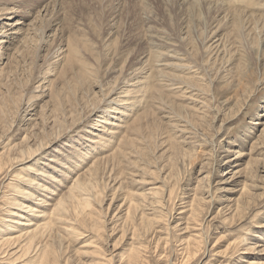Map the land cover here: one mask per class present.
<instances>
[{"label":"rangeland","instance_id":"1","mask_svg":"<svg viewBox=\"0 0 264 264\" xmlns=\"http://www.w3.org/2000/svg\"><path fill=\"white\" fill-rule=\"evenodd\" d=\"M14 1L0 0L23 28L0 54V264H264V0ZM70 41L93 71L77 83ZM173 48L184 67L166 69Z\"/></svg>","mask_w":264,"mask_h":264},{"label":"bare ground","instance_id":"2","mask_svg":"<svg viewBox=\"0 0 264 264\" xmlns=\"http://www.w3.org/2000/svg\"><path fill=\"white\" fill-rule=\"evenodd\" d=\"M18 0H16V1H14V2H17ZM177 1V0H176ZM175 0H174V2H176ZM179 1V0H178ZM187 1V0H186ZM185 1V2H186ZM199 1V0H198ZM197 1V2H198ZM205 1V0H204ZM203 1V2H204ZM208 1V0H207ZM173 2V3H174ZM188 2V1H187ZM189 2H190V5H191V1L189 0ZM192 2H193V0H192ZM197 2H195L196 3V5H199V3H197ZM200 2H202V1H200ZM211 2V1H210ZM246 2V1H245ZM194 3V2H193ZM221 4V3H220ZM176 5H177V3H176ZM182 5H183V3H182ZM187 5H188V3H187ZM15 6L16 5H14L13 7H10V8H1L0 9V51H1V53L0 54H2V51H3V49L5 48V46L8 44V43H10V45H11V43H12V41H13V39L16 37V35H18L19 34V32L20 31H22V26H20L19 24L20 23H22V22H18V21H15V16H14V14H16V13H19L18 12V10L15 8ZM180 6H181V3H180ZM210 6V5H209ZM212 6V5H211ZM34 7V6H33ZM206 7V6H205ZM208 7V6H207ZM227 6H225L224 4H222L221 6H219L218 8H219V12H221L222 13V11H226V9L224 10V8H226ZM250 7V6H249ZM45 8H47V7H45ZM44 8V10L43 11H45L46 9ZM230 7H227V10L229 9ZM209 9V8H208ZM213 9V8H212ZM14 10V11H13ZM218 10V9H217ZM230 11V10H229ZM21 12V11H20ZM47 12V11H46ZM218 12V13H219ZM24 15H22V18L21 19H23V18H25V19H27L28 20V17H29V15H30V13L29 12H27V11H24ZM227 13V12H226ZM32 14V13H31ZM215 14H216V12H215ZM224 14H225V12H224ZM228 14V13H227ZM244 14H247L246 12L244 13ZM6 15H10V17L8 18L9 19V23H7L6 25L4 24V26H3V24L1 25V22H2V17H4V16H6ZM230 15V14H229ZM217 16V15H216ZM249 16V15H248ZM247 16V17H248ZM53 17V16H52ZM51 17V18H52ZM227 17V16H226ZM233 17V16H232ZM240 17H242V15H240ZM244 17V16H243ZM255 17V16H254ZM245 18V17H244ZM4 19H5V17H4ZM53 19V18H52ZM226 19V18H225ZM228 19V18H227ZM231 19V18H230ZM240 19L241 18H234L232 21H233V23H234V25H233V32H235L236 34H234V35H236V37H240L241 36V34H240V32H242V28H243V23H244V20H243V23H241L240 22ZM246 19H248V18H246ZM261 19V18H260ZM149 20V19H148ZM26 21V20H25ZM257 21V20H256ZM259 21V20H258ZM219 22H221L220 20H219ZM24 23V22H23ZM246 23H248V22H245V25L244 26H247L246 25ZM261 23H262V21H261ZM27 24V23H26ZM225 24H227L226 22H225ZM254 24V23H253ZM263 24H264V21H263ZM19 25V26H18ZM51 25V23L48 25V26H50ZM218 25H220V24H218ZM251 25V24H250ZM249 25V26H250ZM254 25H256V24H254ZM9 28H8V27ZM47 26V27H48ZM230 26V25H229ZM50 28V27H49ZM67 28V27H66ZM225 28H229V27H225ZM245 28V27H244ZM244 28H243V30H244ZM263 28H264V26H263ZM262 28V29H263ZM48 29V28H47ZM212 29H215V30H212ZM211 30H210V34L208 35V37H207V41L208 42H212L211 44H209V47L211 48V49H214L215 50V48H217V50L220 48V44L219 43H216V42H219L220 40H221V38H220V32L222 31L221 29H223L221 26H218V28H217V25H215L213 28H212ZM260 29V28H259ZM65 30V29H64ZM245 30H246V28H245ZM232 31V30H231ZM248 31V30H247ZM250 31V30H249ZM262 31V30H261ZM45 32V31H44ZM244 32H246V31H244ZM263 32V34H264V31H262ZM251 33V32H250ZM250 33H248L249 35H250ZM260 33V32H259ZM245 34V33H244ZM248 34H245V35H248ZM56 35V34H55ZM81 35V34H80ZM243 35V34H242ZM42 37V36H41ZM73 38V37H72ZM71 38V39H72ZM75 38V37H74ZM82 38V37H81ZM156 38V37H155ZM155 38H154V40H155ZM242 38V37H241ZM240 38V39H241ZM256 38V37H255ZM77 41H78V38H75ZM86 39V38H85ZM75 40V41H76ZM157 40V39H156ZM243 40V39H242ZM18 41V40H17ZM41 41V40H40ZM68 41V40H67ZM75 41H70L71 43H70V46H69V53H68V55H67V67L69 66V67H72L73 69H76L75 68V66H76V63H78L77 65H78V68H79V70H74L75 72H77V73H75V75L77 74V81H76V83L77 82H80L81 81V79H85L84 77H86L87 75L88 76H90V74L93 72L92 71V69H91V66H90V63H88L87 61H86V59H85V57H83L82 56V54H81V52H80V50H81V48H80V44L78 43V42H75ZM159 41V40H158ZM162 41V40H161ZM255 41V40H254ZM239 42V41H238ZM165 43V42H164ZM223 43V42H222ZM221 43V44H222ZM13 44V43H12ZM165 44H167V43H165ZM206 44V43H205ZM150 45V44H149ZM167 45H171L172 46V44L171 43H169V44H167ZM17 46V45H16ZM16 46H15V48H16ZM167 47V46H166ZM224 47V46H223ZM241 47V46H240ZM222 48V47H221ZM7 49H9V46L8 47H6V49L5 50H7ZM225 49V48H224ZM18 50V49H17ZM62 50V49H61ZM174 50V51H173ZM220 50V49H219ZM228 50V49H227ZM229 51V50H228ZM5 52V51H4ZM154 52H156L157 53V51H154ZM6 53V52H5ZM83 53V52H82ZM213 53V52H212ZM216 53V52H215ZM59 54V53H58ZM158 56H160V57H164V59L166 60V61H168V62H164V63H162V66H164L166 69H171L170 67H173V69L174 68H182V67H184V65H183V63H182V61H184V59L183 58H181V56H180V54L175 50V48H173L172 50L170 49V50H167V51H165V52H158ZM6 55V54H5ZM155 55H157V54H155ZM2 58H0V60H1ZM141 59V58H140ZM142 61V60H141ZM228 61V60H227ZM1 64V63H0ZM48 64V63H47ZM66 64V63H65ZM6 65V64H5ZM216 65V64H215ZM66 66V65H65ZM158 66H160V65H158ZM168 66H169V68H168ZM6 67V66H5ZM4 69V68H3ZM139 69L140 68H136V69H134V71L133 72H130L131 74H134V76L135 75H138L140 72H139ZM160 69V68H159ZM64 70V69H63ZM121 70V69H120ZM162 70V69H161ZM161 70H160V75H162L163 77H167V78H169L170 80L169 81H171V80H173V76L174 75H172V74H170V75H172L171 77H169V76H164L165 74H163L165 71H164V68H163V70H162V72H161ZM143 72V71H142ZM166 73V72H165ZM167 74V73H166ZM228 74V73H227ZM94 76V75H93ZM133 76V77H134ZM142 76V75H141ZM141 76L140 77H138V81L135 83L136 85H139L140 87H139V89L140 90H143V91H145V88H148L149 86V84H148V82L149 81H147L148 79H147V75H146V77H142L141 78ZM92 78V77H91ZM135 78V77H134ZM141 78V79H140ZM185 78V80L187 79L186 77H184ZM194 78V77H193ZM76 79V78H75ZM74 80V79H73ZM103 80V79H102ZM183 80V79H182ZM184 80V81H185ZM188 80V79H187ZM186 80V81H187ZM135 81V80H134ZM183 82L184 84H185V86L186 85H188L189 86V84H188V82ZM173 82V81H172ZM75 83V84H76ZM187 83V84H186ZM80 84V83H79ZM148 84V85H147ZM70 85V84H69ZM192 85V84H191ZM190 85V86H191ZM186 93V92H185ZM189 95V94H188ZM64 96V95H63ZM161 96V95H160ZM183 97V96H182ZM157 98V97H156ZM160 98V97H159ZM162 98V97H161ZM170 99V98H169ZM6 102H7V100H6ZM6 102L4 103V104H6ZM120 105V104H119ZM174 106H176L175 104H173ZM172 105V106H173ZM121 106V105H120ZM120 106H116L115 108H114V110H113V112L115 113V115H113L114 116V118H116V119H118V116L116 115V114H124L125 113V107H120ZM124 106V105H123ZM180 106V105H179ZM1 107H3L2 105H0V108ZM170 107V106H169ZM177 108V107H176ZM181 108V107H180ZM106 112H105V114L104 115H107L108 114V112H109V110L107 109V110H105ZM176 113V112H175ZM172 114V113H171ZM122 119V118H121ZM120 119V120H121ZM60 121V120H59ZM105 120L103 119L102 120V122H104ZM254 123H256V121H254ZM253 123V124H254ZM27 182H30V183H32L33 182V180H29V179H27L26 180ZM76 181H78V180H76ZM90 184V183H89ZM89 184H88V186H89ZM84 185H86L85 183H84ZM77 186V185H76ZM75 186V187H76ZM81 187H83V184H81L80 185ZM73 187H74V185H73ZM74 187V188H75ZM85 187V186H84ZM87 187V186H86ZM89 188V187H88ZM21 193V192H20ZM30 194V193H29ZM34 195V194H33ZM74 197V196H73ZM72 197V200L74 199H76L77 198V196H76V198L74 197L73 198ZM69 199V198H68ZM67 199V200H68ZM70 199H71V197H70ZM73 200V201H74ZM64 201H65V198H63V199H61V201H59V203L57 204V205H61V204H64ZM69 201H71V200H69ZM72 202V201H71ZM75 202V201H74ZM73 202V203H74ZM79 204H80V202H79ZM78 204V205H79ZM49 205V204H48ZM58 206V207H59ZM25 207H27V205H23V204H21V207H20V209H21V212H22V210L25 208ZM63 207H65V206H63ZM76 207H78V206H76ZM28 208V207H27ZM30 209V208H29ZM66 209V208H65ZM31 210H33V211H35V212H37V210L36 209H32L31 208ZM26 211V210H25ZM23 212H24V210H23ZM14 214H15V216L16 217H18V216H20V214H18L16 211L14 212ZM44 218V217H43ZM22 224V226L24 227V226H27V230L28 229H30V230H28V231H26V233H28V234H30V235H28V243L27 244H29V246H31L32 245V243H33V241H34V238L36 237L35 235H36V232L39 230L38 229V226H35V223H32L31 222V220L30 219H27V220H25L24 222H22L21 223ZM38 225V224H37ZM40 225V224H39ZM41 226H43V225H41ZM45 226V225H44ZM26 244V245H27ZM47 251L49 252V249H46L45 250V252L47 253ZM52 254H54V255H56L55 253H52ZM51 255V254H50ZM7 259V258H6ZM187 259V258H186ZM94 264H105L102 260H99L98 262H96V263H94Z\"/></svg>","mask_w":264,"mask_h":264}]
</instances>
